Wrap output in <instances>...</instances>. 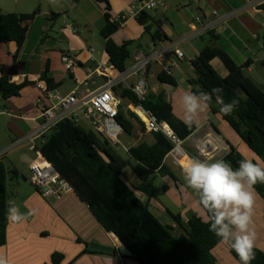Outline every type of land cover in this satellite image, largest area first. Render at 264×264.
<instances>
[{"label": "crops", "instance_id": "1", "mask_svg": "<svg viewBox=\"0 0 264 264\" xmlns=\"http://www.w3.org/2000/svg\"><path fill=\"white\" fill-rule=\"evenodd\" d=\"M164 2L163 7L147 11L153 24L151 32L158 31L162 36L157 43H153L150 35L136 22L135 16L127 14L134 7V0H58L56 5L50 4L49 0H0V13L27 14L38 9L26 28L22 49L15 60V44L0 43V76H7L10 82L26 80L32 83L24 87L18 96L6 101L0 99V160L6 168H14L18 172V176L9 179L6 184L7 207L11 201L19 206L21 212L33 210V214L21 223L6 221V242L0 246V253L7 257L9 264H49L54 253L62 255L60 264H140L131 257L119 255L120 244L116 237L104 231L73 190L60 198L42 197L28 181L29 164L42 158L38 145L50 131L44 129L43 121L38 117L41 106L48 104L43 97L42 87L46 88V84L41 77L46 69V77L55 85L52 92L61 95L75 92L78 99H87L108 80L131 90L138 78L132 76L122 80L121 75L130 70L136 50L147 51L151 46L170 50L177 45L183 59L177 61V68L170 71L175 85L157 80L158 73L167 64L152 63L140 76L144 78L146 94L165 92L173 115L182 121L179 97L194 86L198 74L192 62L200 50L210 44L213 35L217 37L215 44L236 65L249 61L243 74L251 84L250 89L257 95L264 90V0ZM106 12L111 22L116 16L125 15L110 36L111 40L117 45L133 42L129 47L130 58L125 62L122 73L110 65L104 50L105 41L100 35ZM64 52L76 60V67L69 73L61 62ZM168 60L169 63L173 61L172 58ZM210 65L220 77L227 76L228 72L219 59H212ZM114 96L119 100L121 109L132 112L134 106L131 103ZM72 112L70 118L73 117L77 125L92 130L85 115L77 110ZM201 118L203 126L182 140L184 154L179 162L166 155L163 167L167 173L157 171L146 181L152 189V197L147 198L136 191L139 183L125 176L123 171L121 174L136 197L147 203L149 212L163 225L170 226L174 235L183 233L182 226H185L189 216L204 222L206 215L196 202V194L184 180L182 164L186 157L204 159L200 152L203 144L214 159L227 155L229 146L243 158L255 161L257 157L219 111L208 108ZM130 123L132 130L129 135L122 129L119 134L122 141L118 140V136L116 144L109 142L113 147L121 146L126 156L130 147L142 141L153 143L151 133L144 129L140 121L131 119ZM30 136L35 138L36 149H32ZM6 161L9 165H5ZM172 215L179 216L181 226L173 221ZM253 227L257 233L256 249L264 252V199L257 192ZM90 244L109 247L114 252L93 253L88 249ZM211 253L216 264H240L227 245L219 243Z\"/></svg>", "mask_w": 264, "mask_h": 264}, {"label": "trees", "instance_id": "2", "mask_svg": "<svg viewBox=\"0 0 264 264\" xmlns=\"http://www.w3.org/2000/svg\"><path fill=\"white\" fill-rule=\"evenodd\" d=\"M37 13L38 9L27 14L0 13V43L15 44L14 60L22 49L26 28ZM135 20L143 27L144 32L150 35L152 42L162 38L158 31L151 32L153 24L147 11L138 13ZM119 26L120 23L109 20L106 12L100 35L105 41L104 50L110 65L122 73L125 71V62L130 58L129 47L133 42L117 45L111 40L110 36ZM216 40L217 37L212 35L210 44L203 47L193 60L192 64L198 77L191 90L197 94L200 91L209 93L212 96L209 108L219 112L221 106L216 102L212 89H222L219 94L225 103L238 100L239 104L231 114H220L247 147L264 161V90L257 95V92L250 89L251 84L243 74L249 61L241 66L236 65L215 44ZM214 58L219 59L226 68V77H220L210 65ZM47 73L46 69L41 77L45 81L46 89L51 91L55 85L46 77ZM157 80L160 83L175 85L173 77L166 71L158 73ZM30 84L32 83L26 80L21 83L10 82L7 76L2 75L0 99L6 101L16 97ZM112 91L121 101H127L134 107L140 105L152 112L156 122L167 124L181 141L196 130L195 127L189 129L183 121L173 115L165 92L147 93L143 100H139L121 83L114 85ZM131 119L138 120L133 112L119 107L115 120L128 135L132 130ZM150 133L153 143L142 141L130 147L127 150V158L124 159L115 152L108 140L92 130L83 129L71 118H63L51 128L45 141L38 145V150L88 206L104 231L114 234L129 249L133 260L140 264H216L211 250L220 242L219 238L209 231V224L195 216H189L185 226H182L183 233L174 235L172 228L159 222L149 212L147 203L140 201L122 180V171L129 167L140 180L136 191L150 198L153 192L146 181L157 171L160 174L167 173L163 160L173 148V143L161 132ZM222 159L230 162L235 168L243 157L229 146L228 154ZM17 176L16 169L6 168L0 160V246L6 242V184L9 179H15ZM254 187L264 199V184L257 183ZM172 219L181 226L179 216L172 215ZM229 251L241 264L234 250L229 248ZM255 252V259L251 264H264V252L258 249H255ZM62 259L61 254L54 253L49 264H60Z\"/></svg>", "mask_w": 264, "mask_h": 264}, {"label": "clouds", "instance_id": "3", "mask_svg": "<svg viewBox=\"0 0 264 264\" xmlns=\"http://www.w3.org/2000/svg\"><path fill=\"white\" fill-rule=\"evenodd\" d=\"M56 5L58 0H49ZM154 6V5H153ZM221 88L212 89L220 112L229 115L238 106V100L225 103ZM212 96L204 91L199 94L191 87L179 97L182 106V121L189 128L203 126L202 114L209 108ZM204 159L186 157L182 173L187 186L197 196V204L206 213L204 222L209 231L219 238L221 244L229 246L239 257L241 264H251L255 259L257 233L253 227V214L256 202L255 185L264 184V161L243 158L238 167H233L224 159H214L201 151ZM33 214L24 213L14 202H9L6 218L10 224H18ZM264 250V249H262ZM0 264H9L7 257L0 253Z\"/></svg>", "mask_w": 264, "mask_h": 264}, {"label": "built area", "instance_id": "4", "mask_svg": "<svg viewBox=\"0 0 264 264\" xmlns=\"http://www.w3.org/2000/svg\"><path fill=\"white\" fill-rule=\"evenodd\" d=\"M154 5V6H153ZM164 0H134V7H132L127 14L136 16L141 11H149L157 7H163ZM125 15H119L113 18L112 22L122 23ZM156 42L153 43H157ZM172 58V62L169 60ZM183 59V53L177 45H174L170 50L154 49L153 46L149 47L147 51L136 50L132 56V66L128 72L122 74V80L125 78L136 76L138 78L131 91L137 96L139 100H143L146 95L145 81L140 73L150 64L158 63L161 65L167 64L168 66L163 69L170 74L171 69L177 68V61ZM61 62L66 72H72L76 67V60L68 53H62ZM115 82L112 80L106 81L100 88L93 92L87 99H78L75 92L67 95H61L57 92L48 91L42 87L44 99L48 104L42 105L39 110V118L43 121L45 130L51 128L61 119L70 118L73 113L72 110L85 115L90 126L98 133H103L104 138L112 144L117 143V138L121 132V128L115 120L119 109V100L114 96L112 87ZM132 112L137 116L138 120L142 123L144 129L148 132H161L173 143V148L167 155L171 156L176 162H179L183 156L181 147L182 141L177 138L173 131L167 124H158L152 112L142 108L140 105L132 107ZM138 110L141 116L135 111ZM73 119V117L71 118ZM74 120V119H73ZM101 133V134H102ZM29 142L32 149L34 146V137L30 136ZM45 141L43 138L42 143ZM209 154L208 147L203 144L201 151ZM37 151V150H36ZM200 151V152H201ZM38 152V151H37ZM30 175L28 181L40 193L42 197L53 196L60 198L67 192L73 190L69 183L63 179L54 167L41 158L38 161H33L29 164Z\"/></svg>", "mask_w": 264, "mask_h": 264}, {"label": "water", "instance_id": "5", "mask_svg": "<svg viewBox=\"0 0 264 264\" xmlns=\"http://www.w3.org/2000/svg\"><path fill=\"white\" fill-rule=\"evenodd\" d=\"M119 125V124H118ZM121 128V127H120ZM122 129V128H121ZM40 154V153H39ZM41 155V154H40ZM42 156V155H41ZM43 158V157H42ZM114 235V234H113ZM115 236V235H114ZM116 237V236H115ZM116 239L118 240L120 247L118 248V253L120 256L123 257H131V252L129 251V249L122 244L119 239L116 237ZM89 251L91 252H100V253H107V254H112L114 252V249L109 248V247H102V246H97V245H93L90 244L88 246Z\"/></svg>", "mask_w": 264, "mask_h": 264}, {"label": "rangeland", "instance_id": "6", "mask_svg": "<svg viewBox=\"0 0 264 264\" xmlns=\"http://www.w3.org/2000/svg\"><path fill=\"white\" fill-rule=\"evenodd\" d=\"M80 116H82V115H80ZM92 131H94L97 135H99V136H101L103 138L105 137L102 132H101L102 134L101 133H98L94 129H92ZM125 138H129V137L128 136H125ZM118 140L121 142L122 141V137L119 136V139ZM113 148L116 151V153H118L122 158H124V159L127 158V156L125 155V153L122 150L121 146L118 145V146H114ZM5 165H9V163L6 161L5 162ZM123 174L125 176H130L134 182L140 183L139 178L130 170L129 167L124 168Z\"/></svg>", "mask_w": 264, "mask_h": 264}, {"label": "bare ground", "instance_id": "7", "mask_svg": "<svg viewBox=\"0 0 264 264\" xmlns=\"http://www.w3.org/2000/svg\"><path fill=\"white\" fill-rule=\"evenodd\" d=\"M135 111L138 113L139 116H141V113L138 110H135Z\"/></svg>", "mask_w": 264, "mask_h": 264}]
</instances>
